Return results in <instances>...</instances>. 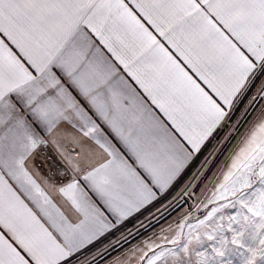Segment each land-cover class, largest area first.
Wrapping results in <instances>:
<instances>
[{
	"label": "snow or ice",
	"instance_id": "snow-or-ice-1",
	"mask_svg": "<svg viewBox=\"0 0 264 264\" xmlns=\"http://www.w3.org/2000/svg\"><path fill=\"white\" fill-rule=\"evenodd\" d=\"M261 76L264 0H0V264L109 260L189 188L140 264H264V121L220 143Z\"/></svg>",
	"mask_w": 264,
	"mask_h": 264
},
{
	"label": "rangeland",
	"instance_id": "rangeland-1",
	"mask_svg": "<svg viewBox=\"0 0 264 264\" xmlns=\"http://www.w3.org/2000/svg\"><path fill=\"white\" fill-rule=\"evenodd\" d=\"M260 81V88L258 91L256 89L254 96L248 95L250 96L249 101H246L245 106L240 111H237L232 116V119L221 129L222 134L220 143H223V141L229 137H233L231 143L228 145L229 150L243 139L244 135L252 128L253 124L258 119L264 121V98L259 95L261 92H264V76H261ZM253 98H255L256 102H254ZM260 111L261 113L258 114ZM217 147H219V144H217ZM225 155H227V153ZM220 159L223 160L224 157ZM213 171H216V169L214 168ZM209 175L211 176L212 173H209ZM186 187H188V185ZM180 193L173 199L176 200L179 198ZM199 195L200 194L197 193L196 196H192L189 188L188 193L182 198L189 200L187 206L183 208L179 207V203H182V199L179 200L178 203L173 205L176 210L170 216L168 213L173 211L172 207H160L159 210L143 218L131 229L126 231L123 230V233L119 232L116 238L107 242L106 247L111 248L113 244H115L117 248L122 246V250L117 255H123L125 258L129 257L132 264H140V251L145 247V242L149 240L154 241L162 234L171 235V231L175 228L177 221L187 212L188 207L192 206L194 200H196ZM164 217L167 218L164 219ZM138 233H143V235H138ZM103 252L104 249L102 248L92 254L84 255L80 257L79 264H103L108 261L102 259Z\"/></svg>",
	"mask_w": 264,
	"mask_h": 264
},
{
	"label": "crops",
	"instance_id": "crops-1",
	"mask_svg": "<svg viewBox=\"0 0 264 264\" xmlns=\"http://www.w3.org/2000/svg\"><path fill=\"white\" fill-rule=\"evenodd\" d=\"M261 67L262 66H259V65L256 67L255 72L252 74L253 77L254 76H257V75H260ZM260 82H261L260 80L257 81L256 86L254 88H252V90L250 92L247 90V87H246L242 91V93L239 96L236 97V99L234 101V107L236 105H239V108H238L237 111H240L245 106L246 101H249L250 96H248V95L254 96L256 89L258 91V89L260 88ZM237 111H235V113ZM260 113H261V111L258 114H260ZM228 115H230L232 117L233 116V113L231 111H229L228 112ZM228 122H229V120L228 119H225L222 122L220 128L222 129V127H224ZM61 142L65 146V151H70L71 150L72 144L70 142L65 141V140H62ZM47 152L50 153L51 158H46L45 155L42 153L41 154V157H40L39 164L37 166L39 167L40 165H43V171L47 174V177H48V179L50 181L52 180L53 175L59 174L61 172V170L64 173L68 174V175H71L72 174V172H73L72 166L68 164V162L56 151V149L51 144L49 145V148L47 149ZM72 160L73 161H77L80 164L81 167H84L88 163H90V160L89 159H84L82 157H72ZM58 165L59 166H62V167H58ZM49 168H51V171H48ZM52 182L54 183V181H52ZM186 186H187V184H185V186H183L176 193V196L178 195V193L184 191V189H185ZM49 191L51 192V191H53V189L50 188ZM55 198L59 201V198L58 197H55ZM62 206L65 207V210L66 211H69L70 218L73 219V220H75L76 219L75 215L72 214L70 212V210L67 209L66 205H63L62 204ZM156 211L157 210H154V212H156ZM133 222H130L128 224V227L129 228L128 229H125V231L131 229L133 226L136 225V223L135 222L133 223ZM117 234L113 238H116L117 237ZM103 264H132V261H131V259L129 257L128 258H125L123 255H115L111 259H109L107 262H104Z\"/></svg>",
	"mask_w": 264,
	"mask_h": 264
}]
</instances>
